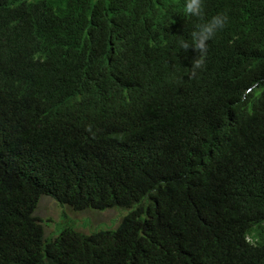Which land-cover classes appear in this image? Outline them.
<instances>
[{"label": "trees", "instance_id": "16d2710c", "mask_svg": "<svg viewBox=\"0 0 264 264\" xmlns=\"http://www.w3.org/2000/svg\"><path fill=\"white\" fill-rule=\"evenodd\" d=\"M183 2L0 0V264H264V0H204L195 76ZM42 195L128 212L49 239Z\"/></svg>", "mask_w": 264, "mask_h": 264}, {"label": "rangeland", "instance_id": "374dc122", "mask_svg": "<svg viewBox=\"0 0 264 264\" xmlns=\"http://www.w3.org/2000/svg\"><path fill=\"white\" fill-rule=\"evenodd\" d=\"M127 212V209L116 206L105 210H75L60 204L50 195H42L34 214L42 219L45 236L54 239L66 225H72L87 234L102 229H115Z\"/></svg>", "mask_w": 264, "mask_h": 264}, {"label": "clouds", "instance_id": "9594fccd", "mask_svg": "<svg viewBox=\"0 0 264 264\" xmlns=\"http://www.w3.org/2000/svg\"><path fill=\"white\" fill-rule=\"evenodd\" d=\"M182 11L187 17H195L201 20L190 33V40L179 39L177 41L178 46L185 52L191 49L196 53L191 63V75L195 76L197 70H202L205 65L208 42L227 26L229 17L225 13H217L213 16L205 15L204 0H184ZM251 90H255L256 94L259 95L260 92H264V85L257 86L254 84ZM247 240L253 241V237L248 234Z\"/></svg>", "mask_w": 264, "mask_h": 264}]
</instances>
